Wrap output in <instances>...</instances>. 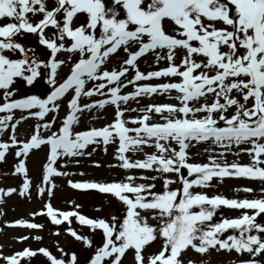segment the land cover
<instances>
[{
	"label": "snow or ice",
	"instance_id": "1",
	"mask_svg": "<svg viewBox=\"0 0 264 264\" xmlns=\"http://www.w3.org/2000/svg\"><path fill=\"white\" fill-rule=\"evenodd\" d=\"M145 56L163 66L142 71ZM161 78L166 82L147 83ZM37 85L43 88L39 94L19 92ZM128 86L134 90L122 92ZM172 92L178 104L130 106L138 97ZM106 107L111 118L103 126L79 129L81 117L99 118L94 109ZM0 113V132L11 131L10 144L0 142V160L10 145L15 148L20 159L14 174L25 177L21 196L29 189L26 158L33 150L45 151V183L69 175L58 171L59 159L91 156L99 145L105 152L113 147L118 163L110 167L130 173L112 181L68 180L73 189L103 194L114 208L107 218L87 217L76 210L78 204L67 211L44 205L53 225H71L74 218L100 234L94 241L64 228L79 242L83 260L57 245L54 251L25 247L0 253V264H23L37 254L45 264H124L128 256L132 264H196L187 252L203 256L211 250L248 256L237 264H264V196L229 199L194 191L212 187L214 178L264 182V0H0ZM29 118L36 121L33 130L18 139V125ZM203 142L226 151L250 144L240 151L251 163H220L217 156L223 159L224 151L212 155L207 147L208 162H190L189 150ZM137 151L143 159L127 155ZM45 191L52 194L38 187ZM221 207L240 215L214 219Z\"/></svg>",
	"mask_w": 264,
	"mask_h": 264
},
{
	"label": "rangeland",
	"instance_id": "2",
	"mask_svg": "<svg viewBox=\"0 0 264 264\" xmlns=\"http://www.w3.org/2000/svg\"><path fill=\"white\" fill-rule=\"evenodd\" d=\"M51 35V33H49ZM25 38V37H24ZM23 38V39H24ZM25 41L32 44L31 39ZM179 55V54H178ZM163 61L159 65L152 64V57L145 56L139 61V67L142 71L154 70L157 67L163 66ZM151 65V67H150ZM110 66H115L113 62ZM66 71V69L64 70ZM166 82L163 78L156 80L153 79L147 83H161ZM41 86V85H39ZM42 87V86H41ZM24 87H20L19 92L21 95L25 94ZM132 86H128L126 89H122V92L133 91ZM35 94V93H33ZM176 95L175 92L170 94H153L147 101H142V97L137 98L135 101H130L131 107H144L148 104H178L179 101L175 100L173 97ZM82 102H84L82 100ZM111 109L105 108L94 109L93 114L99 116V118L91 119L88 117H81L80 123L78 125L80 130H85L88 127H100L103 126L106 120L111 118ZM65 114L64 107L62 106L59 112L60 117ZM140 113H127V116H136ZM3 115V113H0ZM15 116L18 118L20 116L19 110H16ZM154 119H158L155 117ZM36 123L34 118H29L23 121L17 128V138H26ZM10 130H5L0 132V142H6L10 144L9 135ZM203 142L194 148L189 150L190 162L206 163L208 162L209 153L202 150L204 147ZM96 152L91 156H82L69 158L64 157L58 160L57 165H55L58 171L67 172V176H52L50 177V183L43 182L42 179V163L45 161V151L33 150L31 154L26 158V169L27 178L29 179V189L28 192L21 196L19 194V188L22 186L24 176L21 174H14V165L18 163L20 158L15 157V148L10 145L9 149L5 152V157L0 160V189L7 190L8 188H14L17 191L11 193L8 196H3L0 194V253L3 255H11L15 251L22 250L27 247L30 249H37L40 247L48 248L50 251H54L56 246L59 245L61 248L68 252H76L80 259L83 260L85 253L81 250L79 242H76L70 236L64 232V228L71 226L73 229L82 233L84 235L90 236L94 241L100 240V234H92L90 230L77 224L72 219L71 225L66 222L61 225H53L50 219L46 215L45 204H51L54 209L61 211L72 210L76 204L80 205L77 211L87 217H97L103 216L107 218L108 213L114 211V208L109 205L108 200L103 194H100L94 190H76L70 187L68 180L76 181H112L120 180L124 175L130 174L129 170L120 169L118 167H110V165L117 164L118 162L113 157V147L109 146L107 152H105L104 146L99 145ZM202 147V148H201ZM251 147L248 145H232L230 151H226L220 147L211 148L212 155H217L221 151H224V157L221 159L217 156L218 162L220 163H238L241 165L250 164L251 158L247 152L240 151V148ZM89 151L91 148L88 149ZM145 152H151L153 149L145 148ZM133 159H143V152L128 153ZM76 161H79L78 163ZM95 163H99L100 167L94 166ZM62 165V167H61ZM134 171V170H133ZM83 173V175H80ZM154 174V173H149ZM141 182V181H137ZM212 187L205 189H194V191H202L207 195H222L229 199H252L260 198L264 196V193L260 191L264 187V182L260 180H252L243 177H225L222 180L214 178L211 182ZM38 187H44L45 189L51 188L52 194L49 195L47 191L44 193L38 192ZM251 188L252 192L237 191V189ZM69 201L73 203H69ZM96 208H100L101 211L97 212ZM32 213H41L39 215H32ZM240 215V210H232L221 207L218 209L216 217L218 219L221 216L224 217H236ZM25 220L31 223H36L43 225L39 229H28L22 226H15L14 221ZM260 218H258L259 220ZM59 231L60 235H54L53 233ZM231 232V230H230ZM19 236H27L28 239L25 241H19L17 238ZM34 236H40V240L33 239ZM157 245L153 244L152 248L148 251H154ZM186 259L190 258L196 262V264H237L238 261L243 259H248L246 254L238 255L234 251L229 253L225 251H215L211 250L209 253L201 256L195 252L189 251L186 254ZM23 264H45V258L37 254V256L31 258V260L23 261ZM124 264H132L131 256L124 259Z\"/></svg>",
	"mask_w": 264,
	"mask_h": 264
},
{
	"label": "bare ground",
	"instance_id": "3",
	"mask_svg": "<svg viewBox=\"0 0 264 264\" xmlns=\"http://www.w3.org/2000/svg\"><path fill=\"white\" fill-rule=\"evenodd\" d=\"M203 146H204V147H212L213 149H214V148H217L216 145H213V144H211V143H209V142L204 143ZM201 148H202V147H201ZM202 150H204V148H202Z\"/></svg>",
	"mask_w": 264,
	"mask_h": 264
}]
</instances>
